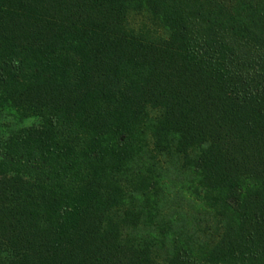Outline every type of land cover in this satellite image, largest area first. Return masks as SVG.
Here are the masks:
<instances>
[{
  "label": "trees",
  "instance_id": "trees-1",
  "mask_svg": "<svg viewBox=\"0 0 264 264\" xmlns=\"http://www.w3.org/2000/svg\"><path fill=\"white\" fill-rule=\"evenodd\" d=\"M0 264H264V0H0Z\"/></svg>",
  "mask_w": 264,
  "mask_h": 264
},
{
  "label": "rangeland",
  "instance_id": "rangeland-1",
  "mask_svg": "<svg viewBox=\"0 0 264 264\" xmlns=\"http://www.w3.org/2000/svg\"><path fill=\"white\" fill-rule=\"evenodd\" d=\"M177 173V170L174 169L173 172H170V177L174 178L176 176L175 178H180L181 176ZM173 185L168 184L166 186L167 190L164 192V195L168 198L167 206L171 209L179 211V213H182L187 223L192 227H196L197 224L195 223H202V221L197 218L205 219L202 214L201 207L199 204H196L189 195L180 193L181 183L178 180H176ZM196 228H198V226Z\"/></svg>",
  "mask_w": 264,
  "mask_h": 264
}]
</instances>
